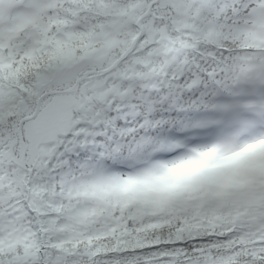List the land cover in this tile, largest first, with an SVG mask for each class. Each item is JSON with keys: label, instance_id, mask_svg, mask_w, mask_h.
Instances as JSON below:
<instances>
[{"label": "clouds", "instance_id": "clouds-1", "mask_svg": "<svg viewBox=\"0 0 264 264\" xmlns=\"http://www.w3.org/2000/svg\"><path fill=\"white\" fill-rule=\"evenodd\" d=\"M250 0L240 7V16L243 18L241 27L247 25L252 29L253 25L248 20L264 15V10L260 4L249 6ZM63 0H48L49 17L63 19V10L68 7ZM75 7V5H72ZM81 9H87L91 19L86 23H81L83 17H68L73 20L74 30L85 33V39L73 41L59 51L55 56L49 53L53 50V45L48 44L37 53L33 61H29L22 54L15 57L16 62L12 64L15 69L20 64L28 68V75L21 79V88L17 89L16 104H32L34 100H42L44 96L49 98L52 95H83L91 93L104 73L110 71V64L115 55L119 52L105 49L104 34L111 31L114 20H118L122 25H126L128 19L136 16H147L151 5L145 0H131L123 7L127 10L126 15L105 16L106 9L110 5L102 2L80 4ZM68 28H58L52 24L49 28V37L62 38ZM121 39L127 41V49L130 54L134 45V32L127 27L121 33ZM21 41H26L21 36ZM237 47H239L237 45ZM245 52H255L256 49H244ZM5 56L8 49H0ZM120 59H124L120 55ZM49 74L54 77L52 87L37 97L34 91L36 77L38 74ZM106 79V77H104ZM26 106V104H25ZM33 115L36 113L33 111ZM155 132L156 136H167L175 132L182 134L179 126L170 127L167 130L161 129L159 132L147 129L135 131L133 139L136 137L149 136ZM154 138V137H153ZM204 145H194L187 148L180 157L169 156L167 159H153L154 153L145 149L135 156L127 153L116 155L110 158L112 164L91 163L86 170L73 169L71 181L61 186L57 180L52 185V190L56 192V209H52L60 218L61 224L67 223V217H72L73 222L78 225L76 243L66 245L69 250H74L78 254L81 264H110L119 261L120 264H223L230 261L231 264H250L247 261L246 253L252 247L264 250V213H257L256 218L248 220L245 218L247 230H236L227 222L210 226L203 216L196 217L194 214H169L167 207L156 210L141 202L140 198L133 194L132 190H138V181L141 174L156 166L172 168L178 166L181 157L186 156L193 148ZM45 167L47 160L43 161ZM57 169L53 164V170ZM59 175V172H56ZM115 179L116 183L110 187L114 188V193L98 199L96 201L81 202L70 196L73 189L82 185H90L97 181H110ZM130 191L125 193L124 190ZM63 193V196H61ZM196 195L193 194V199ZM258 198L264 199V189L258 191ZM185 199H188L185 196ZM62 209V211H61ZM48 211V209H46ZM183 216V220L181 219ZM186 220L189 224H203L202 231L206 235L195 234L193 231L184 229ZM159 224L160 227H149V225ZM30 236L38 245H46L50 251L57 252L49 244L52 239L46 235L48 230H37ZM54 242V241H53ZM7 246V244H5ZM40 251L38 246L32 256Z\"/></svg>", "mask_w": 264, "mask_h": 264}, {"label": "snow or ice", "instance_id": "snow-or-ice-1", "mask_svg": "<svg viewBox=\"0 0 264 264\" xmlns=\"http://www.w3.org/2000/svg\"><path fill=\"white\" fill-rule=\"evenodd\" d=\"M260 6L264 10V0H260ZM34 7L37 15H41L48 7V0H36ZM212 7L217 17L223 16L225 21L230 20L227 23L218 21L216 27L222 34L230 33L243 22L237 0H212ZM248 23L254 27L256 18L248 20ZM221 42L217 41V44ZM48 44L53 45V50L49 53L50 56H55L61 50V42L54 41L49 37L47 23L39 24L37 31L26 38V41L0 37V49H8L7 56L0 52V69L16 62L15 57L18 54L33 61L37 53ZM193 56L194 59L187 61L183 67L173 73L175 79L166 82V89L162 87L158 93L141 95L144 105L151 103L154 96L159 98L162 111L158 112L154 119L163 115L178 120L177 126L182 129V134L177 135L172 132L167 136H156L153 132L152 137H136L134 140L130 136L124 141L123 146H117L119 154L127 153L135 156L148 149L154 153L153 159H167L169 156H182L187 148L194 145L212 146L231 141L238 134L241 146L264 139V51L240 54L218 47L205 46L199 55L193 53ZM27 70L25 65L20 64L14 72L10 73L15 78L17 85L25 77ZM53 79L54 77L47 73L37 75L34 89L37 97L44 95L52 87ZM173 89L179 92L182 98L190 97L189 102L192 104L193 110H185L180 104H171L170 97L175 94ZM209 96L213 97L211 102L208 100ZM58 98V95H52L50 98L44 96L42 100H34L32 104L25 102L26 106L25 104L19 105L21 111L17 113V116L22 117L34 111L36 115L28 121L30 124L39 118L47 108L57 103ZM110 98H102L103 104L107 105V100ZM100 106L102 114L107 117L109 125L114 130H122L127 127L122 123L128 119L124 111L116 108L115 104L106 107ZM113 108H116L115 113L112 111ZM163 109H168L167 113H164ZM3 115V109H0V128L3 127ZM142 120L143 117L138 116L136 122L141 123ZM76 127L80 128L84 125L79 124ZM159 131L160 129L157 128L156 132ZM69 139L71 138L69 137ZM129 140L132 142L129 143ZM16 144L15 138L5 139L3 132L0 131V242L5 244L11 239H22L33 232L38 234V229L48 230L51 227L49 218L40 216L37 208L40 201L34 198L31 190L43 187L51 189L57 180L61 186L68 184L73 176V153H78L75 157L78 161L75 168L81 170H86L97 159L93 155L92 160L85 164L89 156L88 147L82 146L79 138H76L71 139L70 143L66 141L65 145L61 146L62 151L58 161L60 167L55 170V175L50 171L52 165L49 164L45 168L42 162L34 171L29 172L17 165L9 167L5 163L6 160L11 161L16 158L14 155ZM19 146L21 150H30L31 148L30 140L26 139L24 135L23 124H21ZM96 151L98 153L101 149L97 147ZM102 163L116 167L110 159H104ZM56 172H59L58 176ZM22 173L23 175H21ZM21 179L30 185L31 189L22 193L26 197V201L17 206L12 203L13 186L17 185ZM5 184L9 189L7 194L2 190ZM209 207L211 211L217 210L211 205ZM40 246L43 248L41 255L30 264H81L76 253H56L50 251L46 245L41 244ZM252 251L255 253L259 249L254 248ZM260 255L264 257V252H261ZM0 264H10V262L5 256L0 255ZM11 264H19V262L13 261ZM110 264H120V262H110ZM251 264H264V258L253 260Z\"/></svg>", "mask_w": 264, "mask_h": 264}, {"label": "trees", "instance_id": "trees-1", "mask_svg": "<svg viewBox=\"0 0 264 264\" xmlns=\"http://www.w3.org/2000/svg\"><path fill=\"white\" fill-rule=\"evenodd\" d=\"M245 2V0H237V6L240 8L241 5ZM253 4H260V0H251V3L249 6H252ZM196 11L198 18L201 20L200 25L203 24L205 26V29L201 33H197L198 29H195L194 31H182L180 32V35L183 36H178L175 38H171V40L165 42L163 46H165L167 49H162L165 54H161L156 56V54L152 57L153 62L156 65H161L162 71L160 73H157L159 78L163 77L162 75H166L165 78H174L173 73L177 72L180 68L174 69V67L166 68V62L168 61L167 58L170 57H179V60H182V62H187L191 59H194L195 57L193 56V53L196 55L200 54V50L196 49L195 46L198 48L202 44H207L206 46H212V47H218L220 49H224L227 51L229 48L233 46L240 45V40H232V37L229 38H224L219 34V29L216 27L218 21L219 22H230L225 21L223 16L217 17L216 12L213 10L212 7V0H203L200 5L196 6ZM229 16H231V13H229ZM237 20L239 18L237 17ZM199 25V27H201ZM257 26H262L264 27L261 22H260V16L256 18V24L254 25L253 28ZM213 31V32H212ZM216 33L219 36L215 37L214 39H208L207 38V33ZM188 33V35H187ZM232 31L229 33L231 34ZM232 35V34H231ZM235 37H239L238 34H234ZM252 37H248V40H251ZM259 40L258 38H256ZM180 40V43H179ZM59 41V40H57ZM217 41H222L221 43L217 44ZM252 41V40H251ZM189 53V54H188ZM167 54V55H166ZM18 68V67H17ZM15 68V69H17ZM14 69V70H15ZM167 81V79H166ZM155 84L156 89L158 90L156 93L161 91V88H166V86L161 83L160 81H156L153 79V82L150 83V86L152 84ZM175 93L173 96L175 98L173 99L170 97L171 104L172 105H177L182 102V97L179 95V93ZM159 98L156 97V105H154L153 109H162L160 102L158 101ZM178 102H175V101ZM180 101V102H179ZM131 105V104H130ZM136 108H139V106L134 105ZM168 109H163L164 113H167ZM172 118H168L171 122ZM167 125V124H166ZM168 126V125H167ZM232 173L237 174V170H233ZM97 182H94L90 185H82L77 188V190L72 191L73 194H70V196H74L76 200L81 201V202H87L89 200L91 201H96L98 200V197H100V191L98 188V185H96ZM116 181H114L115 184ZM176 184L175 186H170L168 185L166 190L173 191L174 188H177ZM104 193V192H103ZM105 195H110L109 193L107 194L105 192ZM140 197V200L142 203H144L147 206L153 207L154 209L157 208L159 202H163L165 195L158 193V192H152L150 194H138ZM52 203V202H51ZM50 202H46L45 205L51 204ZM167 207L169 210V214L176 213H184V214H194L196 217L203 216L205 220L208 221L210 226H215L216 224H220L222 222H227L230 224V226H233V229L236 230L237 225L241 224L246 216L242 214L241 210L237 209L234 205H226L224 203H218L215 202L211 205V207L217 209L216 211H211L209 205H202V207L199 208V210H196V206L194 205H184L180 202L178 203H172V204H166L164 206H160V208L156 210H160ZM46 210V208H44ZM181 219L183 220V216H181ZM185 223V228L182 230H189L195 232V234L199 235H206L208 233L202 231L204 228V225L201 224H189L186 220H184ZM56 229L59 231V234L56 235V237L52 234L50 231L51 227L48 229V232L46 235H50L52 237L51 240H49V244L53 249H57L58 251L56 253H67V254H75L74 250H69L66 248V245L68 244H73L75 245V237L77 236V227L76 226H71V225H66V224H60L58 221L54 224ZM149 227H160L159 224H154V225H149ZM26 237V236H25ZM21 239H13L8 241L7 246H5V243L0 244V255L5 256L8 260L12 261V255H15V258L19 256H25L26 258H30L29 249L26 246V243L23 241H20ZM54 241V242H53ZM14 249V251H12ZM19 254V256H18ZM223 264H231L230 261L228 262H223Z\"/></svg>", "mask_w": 264, "mask_h": 264}, {"label": "rangeland", "instance_id": "rangeland-1", "mask_svg": "<svg viewBox=\"0 0 264 264\" xmlns=\"http://www.w3.org/2000/svg\"><path fill=\"white\" fill-rule=\"evenodd\" d=\"M201 2H203V0H201ZM191 21L189 19H185V20H180L177 22V24L175 25L176 27L180 28V29H186V28H189V25H190ZM220 32V31H219ZM219 35L216 34L215 32L212 33V34H209L207 36L208 39H214L215 37H218ZM152 44H153V41H152ZM156 49V48H155ZM199 50V49H198ZM169 67H171L170 64H168ZM224 199L229 203V204H232L235 202V198L234 196H226L224 197Z\"/></svg>", "mask_w": 264, "mask_h": 264}]
</instances>
